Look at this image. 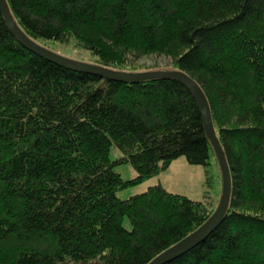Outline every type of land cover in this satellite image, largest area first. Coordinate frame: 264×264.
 I'll use <instances>...</instances> for the list:
<instances>
[{
    "label": "trees",
    "instance_id": "1",
    "mask_svg": "<svg viewBox=\"0 0 264 264\" xmlns=\"http://www.w3.org/2000/svg\"><path fill=\"white\" fill-rule=\"evenodd\" d=\"M6 2L44 47L74 43L130 73L164 71L142 65L164 57L199 84L231 170L230 203L205 241L167 264H264V0ZM180 157L219 163L182 82L62 67L25 48L0 11V264H149L218 206L209 192L195 201L160 183L124 200L117 192ZM126 163L137 172L128 181L115 171Z\"/></svg>",
    "mask_w": 264,
    "mask_h": 264
},
{
    "label": "water",
    "instance_id": "2",
    "mask_svg": "<svg viewBox=\"0 0 264 264\" xmlns=\"http://www.w3.org/2000/svg\"><path fill=\"white\" fill-rule=\"evenodd\" d=\"M0 11L3 14L5 21L12 34L21 42V44L25 48L57 65L80 73L93 74L100 76L101 78L123 83H137L143 80L155 78L174 79L182 82L189 89L199 106L200 112L203 117L206 134L215 149L221 167L223 177L222 197L217 210L206 224H204L201 228H199L191 235L181 240L179 243L175 244L174 246L157 256L149 264H167L177 259L178 257L186 254L190 250L197 247L200 243L205 241L221 223L228 210L232 191V175L225 151L216 134L208 99L199 84L193 78H191L189 75H187L181 70H158L146 71L141 73H130L110 70L99 65L83 63L64 57L33 41L26 34H24L13 19V16L10 12L6 0H0Z\"/></svg>",
    "mask_w": 264,
    "mask_h": 264
},
{
    "label": "rangeland",
    "instance_id": "3",
    "mask_svg": "<svg viewBox=\"0 0 264 264\" xmlns=\"http://www.w3.org/2000/svg\"><path fill=\"white\" fill-rule=\"evenodd\" d=\"M44 45L51 51L64 57L88 64H97L95 56L83 49L73 48L74 43L63 45L47 41ZM168 59L164 57H146L142 60V65L148 69L158 67L164 71H172L170 67H166ZM122 72H130V68L125 67L120 69ZM123 156V153L116 146L111 147L110 158L116 161ZM211 177V184L207 183V173ZM115 171L121 177L128 181L137 176L135 168L130 164H118L115 166ZM161 184L167 191L175 194L184 195L195 201H203L205 194L210 193L215 205L218 206L222 197L223 177L219 163L214 157L211 158L209 166L190 164L185 157L176 159L171 166L161 172L158 176L146 180L145 182L121 189L117 192V197L120 199H128L134 195L140 194L148 190L150 185ZM124 225L127 229L132 226L128 219H125Z\"/></svg>",
    "mask_w": 264,
    "mask_h": 264
},
{
    "label": "crops",
    "instance_id": "4",
    "mask_svg": "<svg viewBox=\"0 0 264 264\" xmlns=\"http://www.w3.org/2000/svg\"><path fill=\"white\" fill-rule=\"evenodd\" d=\"M150 186H152V185H150Z\"/></svg>",
    "mask_w": 264,
    "mask_h": 264
}]
</instances>
